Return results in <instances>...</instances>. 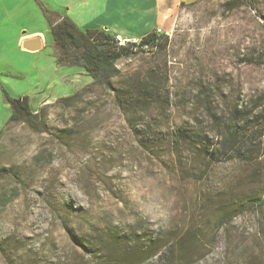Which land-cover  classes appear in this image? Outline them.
Listing matches in <instances>:
<instances>
[{"label":"rangeland","instance_id":"374dc122","mask_svg":"<svg viewBox=\"0 0 264 264\" xmlns=\"http://www.w3.org/2000/svg\"><path fill=\"white\" fill-rule=\"evenodd\" d=\"M15 1L22 3L11 10ZM26 1L1 0L10 10L0 9V264L87 263L63 222L94 248L109 233L119 240L135 237L137 245L157 233L188 234L192 264H264L257 212L218 224L229 203L263 193L264 156L206 168L183 154L180 166L170 141L171 127L194 115L196 78L230 75L222 82L229 100L239 91L245 99L264 91V64L241 61L253 51L264 61L262 19L244 5L225 9L229 0L183 2L170 28H157L169 40L162 53L144 49L117 63L121 82L155 65L168 80L160 86L169 90L172 106L131 113L101 86L86 89L92 80L82 67L57 62L41 7L28 0L39 8L32 9ZM257 7L264 14V0ZM32 30L44 33V46L23 50L16 33ZM4 93L27 96L47 130L7 123ZM73 93L80 100L62 101ZM195 115L209 125L202 110Z\"/></svg>","mask_w":264,"mask_h":264},{"label":"trees","instance_id":"16d2710c","mask_svg":"<svg viewBox=\"0 0 264 264\" xmlns=\"http://www.w3.org/2000/svg\"><path fill=\"white\" fill-rule=\"evenodd\" d=\"M259 1L262 0H229L225 3V9L231 10L244 5L262 19L264 28V14L257 7ZM36 2L41 7L49 27L50 41L58 49L57 62L82 67L92 80L86 89L93 85L101 86L113 94L118 105L131 113L135 108L144 112L151 105L166 109L172 106L169 90L160 86L168 80L155 65H149L144 71L136 72L131 79L129 77L123 82L124 75L117 66L120 60L144 49L162 53L169 41L166 34L156 33L154 30L136 41L120 43L114 35L102 29L80 30L69 18L48 9L40 0ZM182 4L183 2L180 3ZM243 57L244 60L241 61L244 65L264 64L258 52L253 51ZM225 77L231 78L230 75L217 72L196 78L190 98L194 115L171 127L172 152L180 166L184 163L183 154L188 155L193 162L201 161L206 168L211 164L227 161L250 164L264 156V91L251 99H245L239 91L229 100L223 92L222 82L226 80ZM4 95L10 109L7 123L24 122L34 131L47 130L43 116L34 112L27 96ZM78 100V93L62 98L69 105ZM199 110L205 115L209 124L205 125L207 128L198 122L200 115L195 114ZM3 171L15 176L9 169ZM248 211L259 214V231L264 238V191L257 197L229 203L223 208L218 224H230L236 216ZM62 226L71 241L88 255L89 261L85 264H192L195 259L190 251L192 248L188 234L177 238L176 235L169 237V234L157 233L148 242L142 240L137 245L138 240L135 237L119 240L108 232L106 241L99 242L98 247L94 248L88 242L90 240L87 236H76L72 228L64 222ZM94 259L96 261L92 263Z\"/></svg>","mask_w":264,"mask_h":264},{"label":"crops","instance_id":"0c3cea01","mask_svg":"<svg viewBox=\"0 0 264 264\" xmlns=\"http://www.w3.org/2000/svg\"><path fill=\"white\" fill-rule=\"evenodd\" d=\"M186 1L188 0H40L48 9L69 18L80 30L102 29L120 41H136L157 28L167 31L180 3ZM27 2L29 3L28 0L25 3ZM15 3L10 6L11 10L19 7L22 2ZM29 4L32 9L34 6L35 10L39 9L33 2ZM2 6L3 2L0 3V9L4 7ZM5 8L3 9L10 10ZM40 12L41 19L46 21L43 12ZM17 34L16 42L20 46L22 41L33 37L41 38L42 48L44 46L45 38L41 31Z\"/></svg>","mask_w":264,"mask_h":264},{"label":"water","instance_id":"95a60500","mask_svg":"<svg viewBox=\"0 0 264 264\" xmlns=\"http://www.w3.org/2000/svg\"><path fill=\"white\" fill-rule=\"evenodd\" d=\"M21 48L26 51H38L42 48V40L39 37H33L21 42Z\"/></svg>","mask_w":264,"mask_h":264},{"label":"built area","instance_id":"2783aa9c","mask_svg":"<svg viewBox=\"0 0 264 264\" xmlns=\"http://www.w3.org/2000/svg\"><path fill=\"white\" fill-rule=\"evenodd\" d=\"M156 33H160V30H159V29H157V30H156Z\"/></svg>","mask_w":264,"mask_h":264}]
</instances>
